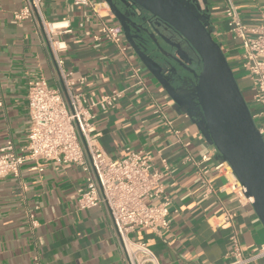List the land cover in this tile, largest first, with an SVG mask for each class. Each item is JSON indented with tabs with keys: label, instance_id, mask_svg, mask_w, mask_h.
Segmentation results:
<instances>
[{
	"label": "crops",
	"instance_id": "crops-1",
	"mask_svg": "<svg viewBox=\"0 0 264 264\" xmlns=\"http://www.w3.org/2000/svg\"><path fill=\"white\" fill-rule=\"evenodd\" d=\"M228 1L238 7L244 24H260L264 15V0H198L207 29L223 47L230 39L224 17ZM24 7L25 0H0V148L8 140L16 147L25 142L31 81L42 77L63 89L40 28L33 20L14 19ZM42 10L47 20L64 27L56 36L58 60L64 72L84 78L76 91L93 101L122 93L114 108L94 110L100 148L112 159L149 154L163 173L171 200L169 228L159 236L136 230L131 237L145 242L159 264H227L233 234L245 256L256 253L264 244V227L252 205L240 203L231 191L233 178L204 136L199 110L175 103L131 49L122 55L106 42L99 20L76 0H44ZM103 15L119 26L110 10ZM133 67L141 68L142 84L136 83ZM156 106L170 126L155 114ZM32 168L35 163L27 162L18 176L0 180V264H126L105 209L77 208L85 189L82 169L53 162ZM224 211L236 214L230 224L222 221Z\"/></svg>",
	"mask_w": 264,
	"mask_h": 264
},
{
	"label": "built area",
	"instance_id": "built-area-1",
	"mask_svg": "<svg viewBox=\"0 0 264 264\" xmlns=\"http://www.w3.org/2000/svg\"><path fill=\"white\" fill-rule=\"evenodd\" d=\"M43 2L44 0H25V7L14 13V19L33 20L40 28L59 67L63 89L50 87L42 77L28 84L29 126L25 142L16 147L8 140L0 148V180L9 175L18 176L27 162L35 163V168L32 169L47 162L81 168L85 175V189L77 198L78 210L98 207L105 209L126 264H159L148 245L134 240L131 235L136 230H147L159 236L169 228L171 200L163 186V173L153 167L149 154L130 152L123 159H112L100 148L94 134V110L107 111L114 108L122 93L114 91L93 101L76 91V86L83 84L84 78L76 79L72 73L60 68L57 52L61 49V44L56 36L64 27L46 19L42 10ZM76 3L90 9L99 20L100 36L106 42L112 44L122 55L130 50L121 28L104 20L103 13L108 16L109 11L104 1L76 0ZM224 17L227 20V33L230 39L239 41L241 51L237 63L234 60L228 62L234 75L236 72L244 73L251 82L252 97L246 103L264 141V15L260 24H244L238 7L228 1ZM221 48L225 55L230 52L229 47ZM131 70L136 83L142 84L141 68L133 67ZM242 94L247 95L246 92ZM155 114L167 126L171 125L159 106H156ZM225 165V174L233 178L231 191L240 203L245 201L251 204L245 189L234 177L230 167L226 163ZM235 216L230 211H224L221 215L224 224H230ZM229 243L231 260L227 264H251L264 259V244L256 253L245 256L236 234L229 238Z\"/></svg>",
	"mask_w": 264,
	"mask_h": 264
},
{
	"label": "water",
	"instance_id": "water-1",
	"mask_svg": "<svg viewBox=\"0 0 264 264\" xmlns=\"http://www.w3.org/2000/svg\"><path fill=\"white\" fill-rule=\"evenodd\" d=\"M102 1L136 59L168 96L199 110L204 136L245 189L264 227V141L198 0Z\"/></svg>",
	"mask_w": 264,
	"mask_h": 264
},
{
	"label": "rangeland",
	"instance_id": "rangeland-1",
	"mask_svg": "<svg viewBox=\"0 0 264 264\" xmlns=\"http://www.w3.org/2000/svg\"><path fill=\"white\" fill-rule=\"evenodd\" d=\"M226 46L229 47L230 52L228 54H226L227 59L229 60H234L237 63V60L239 58V54L241 53L240 51V44L239 41H234L233 39H228L226 40ZM235 78L236 81L239 85V88L241 90L242 93L245 94V92L247 93L245 97V101L246 102H250L251 101V92H250V88H251V82L248 80V78L245 76L244 73H235Z\"/></svg>",
	"mask_w": 264,
	"mask_h": 264
}]
</instances>
